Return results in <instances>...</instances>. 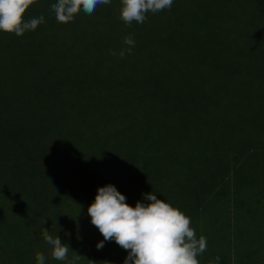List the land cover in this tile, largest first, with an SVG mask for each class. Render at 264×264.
<instances>
[{"label":"trees","instance_id":"16d2710c","mask_svg":"<svg viewBox=\"0 0 264 264\" xmlns=\"http://www.w3.org/2000/svg\"><path fill=\"white\" fill-rule=\"evenodd\" d=\"M56 2L0 31V264H64L43 228L76 264H123L87 212L107 184L190 217L199 264H264V0H173L131 26L120 0L68 23Z\"/></svg>","mask_w":264,"mask_h":264},{"label":"clouds","instance_id":"9594fccd","mask_svg":"<svg viewBox=\"0 0 264 264\" xmlns=\"http://www.w3.org/2000/svg\"><path fill=\"white\" fill-rule=\"evenodd\" d=\"M35 2L0 0V31L16 36L34 31L44 22V17L41 15L25 21L24 15ZM110 3L111 0H57L51 5V11L58 23H68L81 10L92 15L98 6ZM172 4L173 0H120L119 19L128 26L133 22L143 24L147 13L170 10ZM123 43L128 47L119 53L112 50L110 54H118L120 58L130 54L135 46L134 39L126 36ZM142 195L149 203L137 201L132 207L114 185L98 187L95 199L87 209L91 224L103 236L96 248L100 250L106 241L114 240L127 251L123 264H199L198 257L207 250V240L203 235L197 238L195 229L191 227V218L163 199H158L153 192ZM42 236L50 246V255L54 260L64 264H76L79 260L77 253L69 260V246L62 243L59 236L50 235L47 228L42 229ZM215 259L218 264L220 257ZM36 264H46L43 253H36Z\"/></svg>","mask_w":264,"mask_h":264},{"label":"rangeland","instance_id":"374dc122","mask_svg":"<svg viewBox=\"0 0 264 264\" xmlns=\"http://www.w3.org/2000/svg\"><path fill=\"white\" fill-rule=\"evenodd\" d=\"M3 200L0 198V203L2 202ZM12 247H10V249H8V251H7V254L8 255H10L9 257L10 258H12V256L14 255V254H12L13 252H12V249H11Z\"/></svg>","mask_w":264,"mask_h":264}]
</instances>
